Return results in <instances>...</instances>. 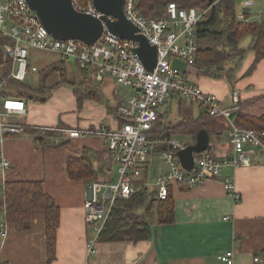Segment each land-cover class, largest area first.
<instances>
[{
    "label": "crops",
    "instance_id": "0c3cea01",
    "mask_svg": "<svg viewBox=\"0 0 264 264\" xmlns=\"http://www.w3.org/2000/svg\"><path fill=\"white\" fill-rule=\"evenodd\" d=\"M245 1L236 0V3L241 7ZM250 1L252 4L243 10L249 14L244 21H260L264 17V0ZM30 54L33 59L29 62L37 65L39 71L29 74L39 77L42 70L59 62L63 63L66 73L64 81L59 71L47 76L43 88L37 89V96L19 92L27 111L16 118L18 122L67 129H93L101 124L111 129L119 126L116 108L127 100L113 78L106 76L102 81H95L89 71H80L75 60H62L54 52L34 49L29 51V57ZM254 61V51L247 50L233 73L232 84L224 78L216 80L202 76L194 83L203 91L219 96L224 107L231 106V94L236 92L238 109L233 112L259 116L264 113V57L255 64ZM64 83L72 88L73 97L68 109H64L67 111L56 112L49 92ZM177 98L181 110L183 99ZM189 116L192 114L185 117ZM208 127L212 152L221 158L230 148L228 123L223 118H213ZM58 137L56 134L47 140L39 136L37 140L49 141L42 145L36 143L29 130L15 136L2 137L0 134V153L11 165L6 171L0 170V192L6 181H41L43 190L55 200L60 211L55 256L49 263L43 211L32 212L27 230H16L4 221V213L0 211V223H4L6 233L4 237L0 235V263L225 264L217 255L232 250V264H264V160L261 156L256 155L249 165L222 170L223 177L232 178L237 197L228 192L219 179H207L194 187L177 184L172 187L173 222L158 223L154 219L149 239L95 242V253L88 255L86 243L95 233L89 234L91 229L85 221L83 194L91 181L71 180L66 170L67 159L80 157L83 149L88 148L99 153L94 157L95 164L104 166L109 165V155L99 137ZM59 140L63 143L59 144ZM191 140L186 143L190 144ZM55 143L59 145H52ZM111 168H114L112 160Z\"/></svg>",
    "mask_w": 264,
    "mask_h": 264
},
{
    "label": "built area",
    "instance_id": "2783aa9c",
    "mask_svg": "<svg viewBox=\"0 0 264 264\" xmlns=\"http://www.w3.org/2000/svg\"><path fill=\"white\" fill-rule=\"evenodd\" d=\"M136 4L137 0H124L123 13L137 27V33L156 46L157 62L152 71L146 70L140 61L136 52L137 42L113 36L105 25L99 38L92 44L74 38L59 39L45 28L27 0H0V33L12 41L2 46L3 54L10 60L8 77L21 81L28 72L39 71L37 65L28 60L29 51L38 49L57 53L62 60H75L77 67L89 71L95 81L109 76L115 83L131 88V97L117 108L118 115L126 120L117 128L111 129L101 124L93 129H67L34 126L13 120V116L26 113L25 100L20 94L10 96L14 90L8 88L5 80L0 83L2 137L37 129L40 138H49L45 133L53 131L59 135L58 138L90 135L104 141L118 176L116 182H113V177L104 182L91 181L84 189L85 221L92 224L95 231L94 237L86 243L88 255L95 253L96 236L108 219L115 200L130 197L141 186L154 190L156 200H165L169 188L177 184L194 187L211 178L221 180L228 192L237 197L232 178L223 177L222 170L249 165L256 155L264 160V133L236 126L231 119L233 111L238 109L237 93L231 94V106L224 107L215 95L186 81L187 69L194 65L198 50L196 27L206 18L209 7L183 8L169 2L163 17L146 19L137 12ZM250 4L252 1L247 0L237 9V19L245 20L243 10ZM71 5L76 11L96 18L101 15L92 0H71ZM173 94L185 103L196 104L201 117L223 118L228 123L230 148L221 158L212 152V147L210 151L194 154L193 167L186 170L181 166L176 151L188 143L170 137L164 142L171 150L153 153L158 155L165 170L149 181L145 176L153 155L150 148L152 143L157 142L151 141L149 136L156 124L158 108ZM32 138L40 144L39 138ZM10 167V162L0 153V170L6 171ZM0 200L4 201L3 191L0 192ZM5 234L4 223H0V235L4 237ZM233 255L232 250H227L218 254L217 258L225 264H232Z\"/></svg>",
    "mask_w": 264,
    "mask_h": 264
},
{
    "label": "trees",
    "instance_id": "16d2710c",
    "mask_svg": "<svg viewBox=\"0 0 264 264\" xmlns=\"http://www.w3.org/2000/svg\"><path fill=\"white\" fill-rule=\"evenodd\" d=\"M169 2H175L183 8L206 9L209 7L206 18L200 21L196 27L198 50L193 66L198 75L224 78L232 84L234 81L233 73L240 65L247 50L254 51V64L264 57V17L260 21L254 22L237 19L236 0H137L136 10L146 19L161 18L165 15ZM248 16L249 14L244 11V19H247ZM244 36H250L247 48L239 46L240 40ZM11 42L10 38L0 33V83L5 80L8 88L20 92L23 85L20 81L8 77L10 60L2 51V46ZM55 71L60 72L61 80L64 81L65 68L63 63L59 62L39 73L40 88H43L46 77ZM80 71L86 70L80 69ZM116 115L119 124L126 122L118 115L117 108ZM162 117L163 115L158 113L156 124L149 136L151 141H157L151 144V154L171 150L164 140L169 139L174 132L188 134L192 139L191 143H194L198 129L204 127L210 134L207 121L213 120V118L207 119L201 116L192 118L189 116L182 118L179 123L171 126V123H163ZM231 119L236 126L264 133V113L259 116H251L236 111L231 114ZM29 134L35 138L40 136L37 129L29 130ZM50 135H48L50 138L56 136V134ZM47 140H41L40 144L49 143ZM58 143L62 144L63 140H59ZM58 143L52 145H59ZM210 150L211 147L207 149V151ZM96 155H99V153L84 148L80 157H69L66 166L68 177L71 180H83L85 182L110 180L112 177L110 153L108 152L109 165L104 166L95 164L94 157ZM3 194L4 201L0 200V211L4 213V221L12 224L16 230L29 229L32 212L37 209L43 211L49 263L55 256L56 232L60 217L59 207L56 205L55 200L43 190L42 182L37 180L6 181ZM155 202L156 208L153 213L152 208ZM154 219L158 223L173 222L174 200L172 189L169 188V194L165 200H156L154 190L147 186H141L130 197L115 200L108 219L96 236V242H137L149 239ZM0 264L7 263L2 262Z\"/></svg>",
    "mask_w": 264,
    "mask_h": 264
},
{
    "label": "water",
    "instance_id": "95a60500",
    "mask_svg": "<svg viewBox=\"0 0 264 264\" xmlns=\"http://www.w3.org/2000/svg\"><path fill=\"white\" fill-rule=\"evenodd\" d=\"M93 5L101 13L99 18L76 11L71 0H27L30 8L38 16L45 28L59 39H79L86 44L95 42L106 30L121 39L138 43L136 52L146 70L152 71L157 62V48L137 33V27L123 13L124 0H92ZM211 147L210 134L207 129H198L195 142L176 151V156L183 168L191 170L194 154L201 153Z\"/></svg>",
    "mask_w": 264,
    "mask_h": 264
},
{
    "label": "rangeland",
    "instance_id": "374dc122",
    "mask_svg": "<svg viewBox=\"0 0 264 264\" xmlns=\"http://www.w3.org/2000/svg\"><path fill=\"white\" fill-rule=\"evenodd\" d=\"M237 9L240 8V6L236 3ZM249 39L250 36H244L239 43L240 47H246L249 43ZM33 59L32 55L30 54L29 57V61L31 62ZM68 61H72V59L70 58ZM187 74H186V81L188 82H192V83H196L198 82L199 78L205 77V78H212V79H216L218 80L219 78H214V77H210V76H206V75H200L199 76L196 74V69L194 68V66H190L187 69ZM54 74V73H53ZM52 79H54V76H52ZM226 80V79H224ZM22 83V87H21V91L24 92V94L28 95V94H32L33 96H37L38 92L37 89L40 86V79L38 77L37 74H26L25 78L23 80L20 81ZM70 86H68V84L64 83L61 86H57L53 89L50 90L49 92V99L51 98V105L53 107H56V112H58L59 110H64V109H68V107L70 106V101L71 98L73 97L72 95V88H69ZM118 89L120 91V93L123 94V97H125L126 100H128L131 95H132V91L131 88L124 86V85H120L118 86ZM213 95H215L214 93H211ZM19 93H17L16 90H14L13 92L10 93V96H18ZM219 100V96L215 95ZM171 104V107L169 108L168 105ZM190 103H185L184 100H181V110H179V99L175 96L172 97L171 99H169L164 105L160 106L158 108V110L163 113L164 118H162L163 123H171L170 125L173 126L177 123H179V119L188 116L190 114H192V118L195 117L197 118L198 114H199V107L196 104H192V105H188ZM61 108V109H58ZM67 111V110H64ZM22 116V115H21ZM17 117H12L13 120H16ZM211 121L213 120H209L207 121L208 123H211ZM52 133V135H50ZM53 134H57L56 132L53 131H47L45 133V135H50L53 136ZM173 137L171 138H175L179 141L182 142H188L190 141L191 137L186 134V133H181V132H174L171 134ZM47 139H50L47 138ZM165 170V165L161 163V160L159 159L157 154H153L152 157L150 158L149 161V169H148V173L146 174V178L150 181L153 180L155 178V176L157 174H159L161 171ZM112 173H113V182H116L117 180V172L115 171V167L112 169ZM0 187H1V183H0ZM155 208H156V202L153 204V208H152V212H155ZM88 224V223H87ZM90 225V229L89 230V234H93L95 233L94 229H93V225Z\"/></svg>",
    "mask_w": 264,
    "mask_h": 264
}]
</instances>
